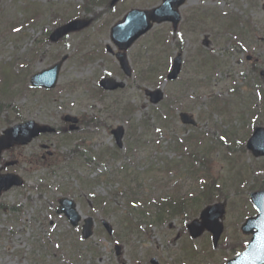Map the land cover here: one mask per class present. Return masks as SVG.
<instances>
[{
	"label": "rangeland",
	"instance_id": "374dc122",
	"mask_svg": "<svg viewBox=\"0 0 264 264\" xmlns=\"http://www.w3.org/2000/svg\"><path fill=\"white\" fill-rule=\"evenodd\" d=\"M86 1L0 0V132L28 120L60 129L1 154L0 173L15 174L23 184L0 194V264H150V258L157 264H225L249 239L239 232L252 213L246 197L264 186V159L237 152L260 109L252 106L260 103L264 111V79L259 76L264 71V0H187L178 9L181 19L175 31L169 23L155 24L127 50L132 68L128 77L106 51V46L116 50L109 28L126 11L151 9L161 0H119L113 6L108 0L91 3L88 10L83 8ZM229 18H237L240 26ZM71 19L90 21L86 28L49 42L48 34ZM176 54L182 57L181 72L175 81L165 82ZM62 57L55 88L43 92L30 87L33 73ZM103 77H115L124 87L103 90L98 97L96 85ZM158 87L164 97L153 106L143 91ZM11 90L12 100L1 98ZM181 111L193 116L194 127L179 122ZM64 114L86 123L81 122L75 135L62 137ZM258 117L254 125L264 126V113ZM118 125L124 134L122 147L116 149L110 130ZM178 140L182 148L183 143L189 147L181 151ZM204 143L210 144L204 149ZM191 151L206 153L204 164H192L198 175L184 171L182 154ZM4 162L14 165L4 167ZM172 164L181 166L179 174L171 173ZM106 175L128 178L123 184L114 177L106 180ZM210 177L218 192L206 202L195 191L202 184L199 179ZM140 186L145 193H137ZM164 191L179 192L187 214L160 223L141 215V221L155 225L142 222L137 231L127 200L158 198ZM60 197L72 199L82 216L93 218L90 238L81 239V223L70 227L55 213ZM100 199L106 205H99ZM213 203H221L224 213L219 218L222 232L211 248L209 233L192 240L184 227ZM101 219L113 228L110 238ZM115 243L121 246L118 255Z\"/></svg>",
	"mask_w": 264,
	"mask_h": 264
},
{
	"label": "water",
	"instance_id": "95a60500",
	"mask_svg": "<svg viewBox=\"0 0 264 264\" xmlns=\"http://www.w3.org/2000/svg\"><path fill=\"white\" fill-rule=\"evenodd\" d=\"M116 0H113V2ZM183 0H163V4L155 9L147 10V11H138L131 10L129 11L123 19L116 24L111 31L112 41L118 46L119 50H126L131 43L137 39L141 34L146 32L152 22H161V21H172L173 27L175 28L177 21L179 20V16L176 12V7L179 6ZM84 23H79L73 21L68 25L60 28L58 31L60 34L66 33L67 31L78 29L83 26ZM116 58L118 59L121 68L125 72V74H129V67L127 65L125 54L117 53ZM59 64L51 67L49 70L44 71L45 76L35 75L31 79V83L34 86H44L46 88L53 87L58 71ZM179 72V57L177 56L173 61L172 69L168 73L167 79H174ZM105 82H102L101 85L107 89H114L121 84H113L112 82H107L105 86ZM145 94L150 98V102L157 103L162 94L159 90L155 91H145ZM180 119L183 123H192L190 116L185 114H180ZM65 120H70L75 122V119H71L68 116L65 117ZM51 132V130L46 126H38L32 122H27L22 125L15 126L13 128L7 129L3 132V135L0 136V152L3 149H7L14 144H25L29 142L33 137L37 136L39 133ZM115 135V140L118 146H120V138L122 135V130L118 127L115 131H113ZM247 148L251 149L254 155L264 154V130L255 129L253 135L247 141ZM21 179L15 175H0V193L1 191H5L9 189L11 186H19L21 184ZM264 195V193H262ZM252 201L254 206L258 209L259 214L254 218H248L241 227V230L244 234L252 233L251 243L252 253H258L262 250L261 246L264 242V205L263 199L255 198V195H252ZM59 209L57 213H63L68 221L75 226L80 219V215L76 212V206L73 201L63 198L59 200ZM223 210L220 205L210 206L204 209L200 214V223H191L188 225L189 233L192 237L198 236L203 229H207L211 232L213 236V243L216 242L220 232L221 226L218 223L217 219L222 215ZM257 221L260 223V227L258 230L259 233L255 234L252 232V228L256 226ZM105 228L109 233H111L110 227L107 223L103 222ZM91 226L92 221L91 218H87L84 220V225L82 228V236L83 238H87L91 235ZM261 248V249H260ZM241 257H238L234 260L228 262V264H238L241 261ZM152 263H155L153 260Z\"/></svg>",
	"mask_w": 264,
	"mask_h": 264
},
{
	"label": "trees",
	"instance_id": "16d2710c",
	"mask_svg": "<svg viewBox=\"0 0 264 264\" xmlns=\"http://www.w3.org/2000/svg\"><path fill=\"white\" fill-rule=\"evenodd\" d=\"M218 191L217 188L213 185L207 187L206 189L203 188L202 191H201V194L202 196L204 197L203 200L206 201V202H210L214 193ZM196 203H195V206H197L199 204V198L198 199H195L194 200ZM162 209H164L165 211L160 215H158V217H156L158 220H163L165 219L164 217H172L174 215H179L181 213V211L183 210L182 209V206H174V205H169L167 208L166 207H162ZM139 214H141L142 216H144V212L143 210L138 211ZM139 224V223H138ZM137 226V225H136ZM129 225H127V230H129ZM135 227V226H134Z\"/></svg>",
	"mask_w": 264,
	"mask_h": 264
}]
</instances>
